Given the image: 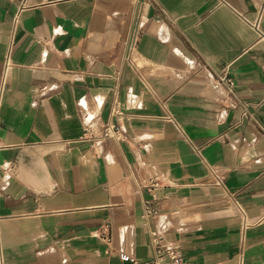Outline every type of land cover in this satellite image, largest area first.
<instances>
[{"label": "crops", "instance_id": "1", "mask_svg": "<svg viewBox=\"0 0 264 264\" xmlns=\"http://www.w3.org/2000/svg\"><path fill=\"white\" fill-rule=\"evenodd\" d=\"M159 244L264 264V0H0V264Z\"/></svg>", "mask_w": 264, "mask_h": 264}, {"label": "built area", "instance_id": "2", "mask_svg": "<svg viewBox=\"0 0 264 264\" xmlns=\"http://www.w3.org/2000/svg\"><path fill=\"white\" fill-rule=\"evenodd\" d=\"M19 22V18L15 20V23L17 24ZM259 21L256 22L254 25L255 29L259 32ZM11 67V62L8 59L5 66V72ZM220 84L224 85L227 88L228 95L231 97L235 94L234 88V80L230 77L228 72H223L219 78L218 81ZM117 114V112H115ZM87 134H90L92 139L95 141H104L112 138H122V128H113L109 124H106L104 128L102 129V132L100 135H96L93 132L87 131ZM217 183L221 184V180L217 178ZM122 260L128 261L130 258L129 256L122 255ZM182 263V257L179 254V252L167 245H158L156 252H155V259L151 262L144 263V264H181ZM134 264H138L134 262Z\"/></svg>", "mask_w": 264, "mask_h": 264}]
</instances>
